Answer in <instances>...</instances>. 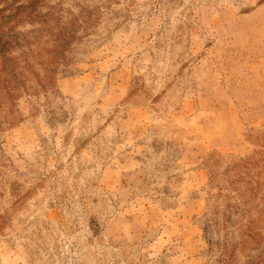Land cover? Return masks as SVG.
<instances>
[{
    "label": "rangeland",
    "instance_id": "1",
    "mask_svg": "<svg viewBox=\"0 0 264 264\" xmlns=\"http://www.w3.org/2000/svg\"><path fill=\"white\" fill-rule=\"evenodd\" d=\"M0 264H264V0H0Z\"/></svg>",
    "mask_w": 264,
    "mask_h": 264
}]
</instances>
